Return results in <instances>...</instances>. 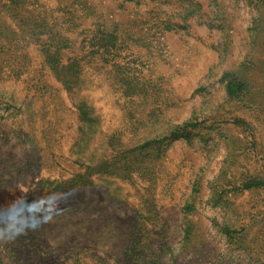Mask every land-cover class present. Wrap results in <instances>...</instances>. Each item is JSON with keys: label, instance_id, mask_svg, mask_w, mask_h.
I'll return each mask as SVG.
<instances>
[{"label": "rangeland", "instance_id": "obj_1", "mask_svg": "<svg viewBox=\"0 0 264 264\" xmlns=\"http://www.w3.org/2000/svg\"><path fill=\"white\" fill-rule=\"evenodd\" d=\"M53 221L0 264H264V0H0V206Z\"/></svg>", "mask_w": 264, "mask_h": 264}, {"label": "clouds", "instance_id": "obj_2", "mask_svg": "<svg viewBox=\"0 0 264 264\" xmlns=\"http://www.w3.org/2000/svg\"><path fill=\"white\" fill-rule=\"evenodd\" d=\"M46 196L29 201L26 194L0 206V244H7L39 231L53 221Z\"/></svg>", "mask_w": 264, "mask_h": 264}]
</instances>
